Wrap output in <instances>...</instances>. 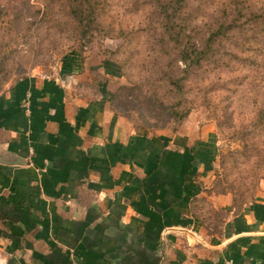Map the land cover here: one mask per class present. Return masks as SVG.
<instances>
[{
  "label": "crops",
  "instance_id": "0c3cea01",
  "mask_svg": "<svg viewBox=\"0 0 264 264\" xmlns=\"http://www.w3.org/2000/svg\"><path fill=\"white\" fill-rule=\"evenodd\" d=\"M120 78L69 55L0 91V264H264V187L212 192L208 132L135 129Z\"/></svg>",
  "mask_w": 264,
  "mask_h": 264
},
{
  "label": "rangeland",
  "instance_id": "374dc122",
  "mask_svg": "<svg viewBox=\"0 0 264 264\" xmlns=\"http://www.w3.org/2000/svg\"><path fill=\"white\" fill-rule=\"evenodd\" d=\"M69 55L118 66L135 129L208 132L212 192L264 187V0H0V91Z\"/></svg>",
  "mask_w": 264,
  "mask_h": 264
},
{
  "label": "water",
  "instance_id": "95a60500",
  "mask_svg": "<svg viewBox=\"0 0 264 264\" xmlns=\"http://www.w3.org/2000/svg\"><path fill=\"white\" fill-rule=\"evenodd\" d=\"M159 261V256H148L146 253H141L137 263L134 264H159Z\"/></svg>",
  "mask_w": 264,
  "mask_h": 264
},
{
  "label": "built area",
  "instance_id": "2783aa9c",
  "mask_svg": "<svg viewBox=\"0 0 264 264\" xmlns=\"http://www.w3.org/2000/svg\"><path fill=\"white\" fill-rule=\"evenodd\" d=\"M226 264H233L231 261H226Z\"/></svg>",
  "mask_w": 264,
  "mask_h": 264
}]
</instances>
